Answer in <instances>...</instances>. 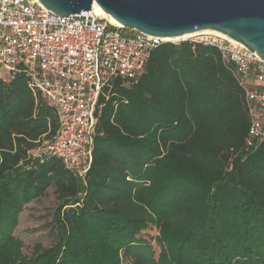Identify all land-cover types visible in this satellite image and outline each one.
<instances>
[{"label": "trees", "instance_id": "1", "mask_svg": "<svg viewBox=\"0 0 264 264\" xmlns=\"http://www.w3.org/2000/svg\"><path fill=\"white\" fill-rule=\"evenodd\" d=\"M150 56L100 96L84 179L58 157L33 160L59 117L26 75L0 79V264H264V141L247 146L233 66L194 40ZM50 186L57 240L27 255L19 216Z\"/></svg>", "mask_w": 264, "mask_h": 264}, {"label": "built area", "instance_id": "2", "mask_svg": "<svg viewBox=\"0 0 264 264\" xmlns=\"http://www.w3.org/2000/svg\"><path fill=\"white\" fill-rule=\"evenodd\" d=\"M113 24L94 9L55 14L39 0H0V68L24 74L59 117L56 135L33 153L43 163L58 157L85 178L93 162L98 100L116 78L132 84L151 52L167 38ZM218 48L244 89L250 130L247 146L264 141V59L244 44L215 33L192 37ZM179 43V42H178ZM177 43V44H178Z\"/></svg>", "mask_w": 264, "mask_h": 264}, {"label": "water", "instance_id": "3", "mask_svg": "<svg viewBox=\"0 0 264 264\" xmlns=\"http://www.w3.org/2000/svg\"><path fill=\"white\" fill-rule=\"evenodd\" d=\"M39 1L62 16L89 12L97 4L124 28L160 38L214 30L264 59V0Z\"/></svg>", "mask_w": 264, "mask_h": 264}, {"label": "rangeland", "instance_id": "4", "mask_svg": "<svg viewBox=\"0 0 264 264\" xmlns=\"http://www.w3.org/2000/svg\"><path fill=\"white\" fill-rule=\"evenodd\" d=\"M130 29L127 33H130ZM189 40V39H186ZM180 40L178 42L186 41ZM10 75L0 68V79H7ZM59 207L58 194L53 186L47 190V193L28 203L23 212L19 216V225L16 228L14 235L23 241L24 253L32 255L37 243L48 247L56 242L57 221L55 215ZM147 238L152 241L156 247L157 254L160 252V247L157 245L156 237L160 235L157 227H151L144 231Z\"/></svg>", "mask_w": 264, "mask_h": 264}, {"label": "bare ground", "instance_id": "5", "mask_svg": "<svg viewBox=\"0 0 264 264\" xmlns=\"http://www.w3.org/2000/svg\"><path fill=\"white\" fill-rule=\"evenodd\" d=\"M93 9H94V11L97 14H99L103 18L104 17L108 18L113 24H115V25H121L119 22H117L115 19H113L107 13H105V11L102 10L97 4L94 5ZM207 33H215V34H218L220 36L222 35L223 37H225L227 39H231V38H229L227 35H225L223 33H219V32L214 31V30H206V31H200V32H192V34H185L183 36H177L175 38H167L166 41H171V42H174V43H178V41H180V40L191 39L194 36L201 35V34H207Z\"/></svg>", "mask_w": 264, "mask_h": 264}]
</instances>
